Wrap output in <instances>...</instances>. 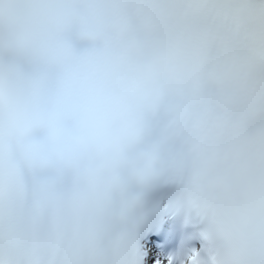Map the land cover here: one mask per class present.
I'll return each mask as SVG.
<instances>
[{
    "label": "clouds",
    "instance_id": "obj_1",
    "mask_svg": "<svg viewBox=\"0 0 264 264\" xmlns=\"http://www.w3.org/2000/svg\"><path fill=\"white\" fill-rule=\"evenodd\" d=\"M161 203L264 264V0H0V264H138Z\"/></svg>",
    "mask_w": 264,
    "mask_h": 264
}]
</instances>
